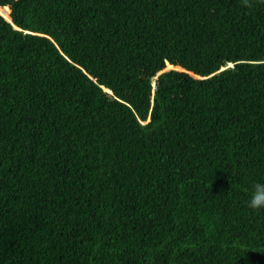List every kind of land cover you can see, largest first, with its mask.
Returning a JSON list of instances; mask_svg holds the SVG:
<instances>
[{
  "label": "trees",
  "instance_id": "obj_1",
  "mask_svg": "<svg viewBox=\"0 0 264 264\" xmlns=\"http://www.w3.org/2000/svg\"><path fill=\"white\" fill-rule=\"evenodd\" d=\"M256 182L264 0H0V264H264Z\"/></svg>",
  "mask_w": 264,
  "mask_h": 264
},
{
  "label": "clouds",
  "instance_id": "obj_2",
  "mask_svg": "<svg viewBox=\"0 0 264 264\" xmlns=\"http://www.w3.org/2000/svg\"><path fill=\"white\" fill-rule=\"evenodd\" d=\"M226 66H232V64L228 63ZM226 66L221 69H224ZM246 207L253 212L264 210V182H256L251 186Z\"/></svg>",
  "mask_w": 264,
  "mask_h": 264
}]
</instances>
